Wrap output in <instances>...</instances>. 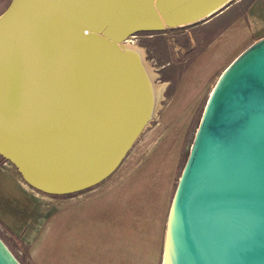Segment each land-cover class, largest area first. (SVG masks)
Here are the masks:
<instances>
[{
    "label": "water",
    "instance_id": "95a60500",
    "mask_svg": "<svg viewBox=\"0 0 264 264\" xmlns=\"http://www.w3.org/2000/svg\"><path fill=\"white\" fill-rule=\"evenodd\" d=\"M232 1L11 0L0 15V156L51 194L110 176L153 118L126 83L131 60L119 43ZM0 264H22L1 237ZM162 264H264V37L209 96L170 205Z\"/></svg>",
    "mask_w": 264,
    "mask_h": 264
},
{
    "label": "rangeland",
    "instance_id": "374dc122",
    "mask_svg": "<svg viewBox=\"0 0 264 264\" xmlns=\"http://www.w3.org/2000/svg\"><path fill=\"white\" fill-rule=\"evenodd\" d=\"M10 2L0 0V15ZM262 37L264 0H233L196 23L129 36L125 44L143 52L155 82L166 87L156 115L110 176L51 194L30 186L0 156V237L19 261L162 264L170 205L213 85ZM194 79L204 92L192 116L166 118L172 96Z\"/></svg>",
    "mask_w": 264,
    "mask_h": 264
},
{
    "label": "bare ground",
    "instance_id": "6f19581e",
    "mask_svg": "<svg viewBox=\"0 0 264 264\" xmlns=\"http://www.w3.org/2000/svg\"><path fill=\"white\" fill-rule=\"evenodd\" d=\"M127 39L121 41L119 43V47L122 51H124V53L127 54V56L128 55L130 56L131 64L129 66H131V68H129L128 65H127L128 66L127 69L125 67H123L121 69L122 74L126 77V83L128 82L130 87L132 88V93H133L134 97L143 96L145 99V102L147 101V106L145 108L146 112H148V109H149L150 113L153 110L152 116H155L157 113V110L160 106L161 98L163 97V90L165 88V85L159 86L155 82L157 75L153 71L152 67L148 66L147 63L145 62L143 54H142L143 52L140 51L135 46H130L128 44H125ZM137 66L138 67L140 66L142 71H140V70L138 71ZM109 70L110 69H108L107 72H109ZM128 83H127V85H128ZM212 91H213V89H212ZM212 91H211V93H212ZM134 106H135V110L138 111L136 101H134ZM120 118H122V117H120ZM124 118H125V116H124ZM125 120H126V118H125ZM129 120H130V118L127 119V122ZM124 124L126 125L125 122H124Z\"/></svg>",
    "mask_w": 264,
    "mask_h": 264
},
{
    "label": "crops",
    "instance_id": "0c3cea01",
    "mask_svg": "<svg viewBox=\"0 0 264 264\" xmlns=\"http://www.w3.org/2000/svg\"><path fill=\"white\" fill-rule=\"evenodd\" d=\"M169 83H170V81H169ZM199 85H197V83L195 82V79L194 80H184V82L182 83V85L178 89L177 93L172 96L170 103L165 110L166 118L172 119L175 116L180 117V118L191 117L192 112H194L196 109V105L198 104V102H200L201 94L204 92L203 91L204 87H203V89H201ZM214 85H213V88H214ZM165 87H166V83H165ZM210 94H211V92H210ZM179 128L184 129L183 126L179 127ZM180 133H183V132L181 131ZM86 194H89V193L86 192Z\"/></svg>",
    "mask_w": 264,
    "mask_h": 264
}]
</instances>
